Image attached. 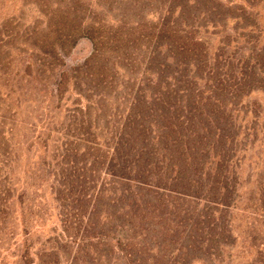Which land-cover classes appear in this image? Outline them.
<instances>
[{
  "label": "trees",
  "instance_id": "16d2710c",
  "mask_svg": "<svg viewBox=\"0 0 264 264\" xmlns=\"http://www.w3.org/2000/svg\"><path fill=\"white\" fill-rule=\"evenodd\" d=\"M135 1L142 12L104 19L83 0H25L38 19L24 29L5 20L0 48L8 57L17 43L28 47L24 76L56 110L75 97L44 130L46 143L56 132L62 139L50 162L56 199L84 241L127 264H220L253 130L242 113L260 109L244 100L264 91V41L252 35L251 13L261 0ZM232 22L237 41L212 43L210 29ZM82 39L92 53L68 67ZM128 70L134 77L119 81ZM23 259L35 263L29 250Z\"/></svg>",
  "mask_w": 264,
  "mask_h": 264
},
{
  "label": "rangeland",
  "instance_id": "374dc122",
  "mask_svg": "<svg viewBox=\"0 0 264 264\" xmlns=\"http://www.w3.org/2000/svg\"><path fill=\"white\" fill-rule=\"evenodd\" d=\"M83 1L104 19L133 16L142 12L144 5L135 0ZM24 2L0 0V27L5 20L15 18L24 29L38 19V9ZM251 13L257 24L252 35L263 42L264 0ZM235 25V22L229 23L225 32L211 28L208 37L215 44L226 35L234 41L241 33L240 29L236 30L238 32L233 29ZM2 50L0 48V264H25L23 256L27 250L33 255L34 264H127L116 253L110 255L106 248L102 250L103 246L99 245L97 250L84 241L83 228L78 233L77 224L70 223L68 210L56 199L55 162H50L58 153L62 139L56 132L46 143L48 131L44 129L48 125L52 127L59 118L64 120L69 114L65 109L73 106L71 102L75 97L63 101V108L56 110L41 94L42 84H37L33 75L24 76L28 52L21 50L27 51L28 47L20 48L19 42L10 49L12 54L8 57ZM92 50V43L82 39L66 57L67 66L83 63ZM5 65L7 69L3 68ZM132 73L128 70L119 81H127ZM5 79L10 82L3 84ZM249 102L258 103L260 109L258 116L253 112L252 116L242 113L244 127L253 130L243 143L245 150L237 168L239 186L234 208L229 211L233 233L231 238L223 240L227 247L219 252L223 259L220 264H264V91L253 92L244 100L246 104ZM41 128L43 136L38 137ZM107 135L111 137V133ZM77 253L78 260L72 263Z\"/></svg>",
  "mask_w": 264,
  "mask_h": 264
}]
</instances>
